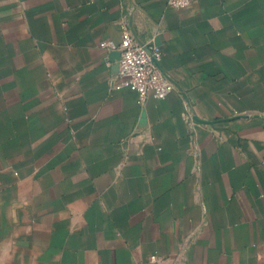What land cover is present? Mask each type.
<instances>
[{
	"label": "crops",
	"instance_id": "crops-1",
	"mask_svg": "<svg viewBox=\"0 0 264 264\" xmlns=\"http://www.w3.org/2000/svg\"><path fill=\"white\" fill-rule=\"evenodd\" d=\"M170 1L0 0V264H264V0Z\"/></svg>",
	"mask_w": 264,
	"mask_h": 264
},
{
	"label": "built area",
	"instance_id": "built-area-1",
	"mask_svg": "<svg viewBox=\"0 0 264 264\" xmlns=\"http://www.w3.org/2000/svg\"><path fill=\"white\" fill-rule=\"evenodd\" d=\"M189 0H171L175 7H183L189 4ZM101 47L108 51H117L116 61L106 57V65L116 66V79L113 89H129L138 94V102L143 103L149 97L165 99L172 93L176 86L167 75L162 60L164 51L162 47L152 42H141L136 39L127 23L121 26V40H104ZM153 261H159L155 255Z\"/></svg>",
	"mask_w": 264,
	"mask_h": 264
}]
</instances>
